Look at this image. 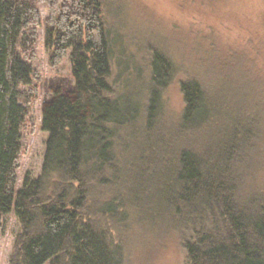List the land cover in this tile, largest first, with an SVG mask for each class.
<instances>
[{
    "label": "trees",
    "instance_id": "1",
    "mask_svg": "<svg viewBox=\"0 0 264 264\" xmlns=\"http://www.w3.org/2000/svg\"><path fill=\"white\" fill-rule=\"evenodd\" d=\"M103 7L0 0V229L9 214L20 226L10 264H129L119 231L136 226V211L137 222L152 215L175 227L184 264H264V198L236 196L250 127L235 125L187 78L176 130L153 134L175 62L149 48L142 83L134 56L114 51ZM39 29L49 64L68 58L73 90L42 106L41 174L15 190L21 133L38 94ZM140 120L144 134H134ZM179 137L194 146L172 149Z\"/></svg>",
    "mask_w": 264,
    "mask_h": 264
},
{
    "label": "rangeland",
    "instance_id": "2",
    "mask_svg": "<svg viewBox=\"0 0 264 264\" xmlns=\"http://www.w3.org/2000/svg\"><path fill=\"white\" fill-rule=\"evenodd\" d=\"M100 1L114 51L134 56L136 69H142V83L147 76L144 58L149 48L166 53L175 62L177 73L163 93V113L153 134L174 133L184 107L180 82L197 78L206 89L207 100H214L221 111H230L235 125L244 124L254 134L245 142V154L249 155L242 164L236 196L240 200L246 195L264 198V0ZM39 12L43 21L48 16L46 6H40ZM35 53L38 94L21 133L15 190L21 189L27 177L36 180L41 174L47 139L40 127L42 106L55 92L73 90L68 58L57 66L49 64L42 29L37 31ZM142 125V120L136 123L134 134H144ZM135 141L141 142L137 137ZM169 146L194 145L188 138L179 137ZM128 182L123 180V186ZM248 210L257 212L256 206ZM140 215L136 211L135 227L119 231L129 264H184L175 227L168 220L156 222L152 215L137 222ZM19 234L16 217H2L0 264H10Z\"/></svg>",
    "mask_w": 264,
    "mask_h": 264
}]
</instances>
